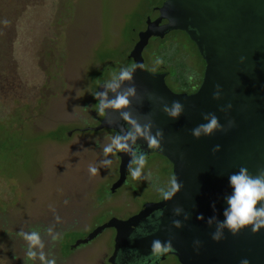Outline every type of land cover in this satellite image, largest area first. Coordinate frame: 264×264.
Returning <instances> with one entry per match:
<instances>
[{
	"label": "rangeland",
	"instance_id": "1",
	"mask_svg": "<svg viewBox=\"0 0 264 264\" xmlns=\"http://www.w3.org/2000/svg\"><path fill=\"white\" fill-rule=\"evenodd\" d=\"M162 2L0 0V144L6 143L0 148V264H25L21 230L40 231L57 264H101L112 229L76 251L72 247L114 217L162 198L156 188L173 176L169 160L147 155L144 173L151 180L129 175L111 193L118 154L96 176L88 166H99L103 144L117 133L83 132L100 124L95 93L113 72L132 65L129 55ZM143 56L148 71L169 72L175 81L169 77L167 83L176 93L191 92L202 81L204 60L184 32L152 39ZM52 224L63 235L54 244L45 232Z\"/></svg>",
	"mask_w": 264,
	"mask_h": 264
},
{
	"label": "water",
	"instance_id": "2",
	"mask_svg": "<svg viewBox=\"0 0 264 264\" xmlns=\"http://www.w3.org/2000/svg\"><path fill=\"white\" fill-rule=\"evenodd\" d=\"M164 20L167 22L162 24ZM174 31L184 32L205 62L201 85L193 94L175 93L166 83V73H152L145 68L143 53L151 39H164ZM129 60L132 65H144V70L134 74L141 99L133 100L129 110L141 123L146 122L145 115L151 114L153 133L157 128L164 133L163 151L148 149L143 139H138L136 146L147 155L158 154L169 160L183 188L171 201L145 204L138 215L127 220L114 217L73 247L86 245L111 228L117 230L118 247L151 212L160 211L157 231L140 240L138 247L149 248L155 239L171 238L174 250L170 252L180 264H241L244 259L249 264H264V228L253 234L248 227L236 236L225 229L224 239L216 242L211 238L216 224L209 227L207 223L213 216L224 219L225 198L232 193L231 174L240 167L253 175L264 168V0H165L149 17ZM101 85L98 91L104 90ZM216 85L222 89L220 100L213 99ZM149 94L155 98L149 99ZM160 97L169 105L179 100L184 105L183 114L177 119L168 117L162 111ZM228 104L231 110L221 112ZM207 113H214L227 131L197 139L192 129L206 123L203 115ZM229 120H234L235 126L228 128ZM127 129L120 113L108 110L98 126L83 132L126 133ZM217 145L220 150L213 153ZM117 154L119 178L110 188L111 193L122 188L130 175V155ZM177 206L183 208L178 216L173 213ZM185 214L189 219H184ZM199 215L204 219L198 220ZM174 220H180L183 226L175 228ZM196 240L201 241L198 250Z\"/></svg>",
	"mask_w": 264,
	"mask_h": 264
},
{
	"label": "clouds",
	"instance_id": "3",
	"mask_svg": "<svg viewBox=\"0 0 264 264\" xmlns=\"http://www.w3.org/2000/svg\"><path fill=\"white\" fill-rule=\"evenodd\" d=\"M4 25H8V20L3 21ZM155 63L161 64L163 61L157 59ZM144 70V65L141 63H135L128 67H122L118 72H113L110 79L106 80L101 86L103 91H97L94 95L98 101L96 108L98 114L104 116L108 113V110L118 111L120 118L128 125V129L125 132H117V134L110 137V142L103 144L102 152L104 159L100 160L99 166L90 164L88 171L91 176L99 174L100 168H110L113 164V160L109 159L110 156H115L117 153H125L130 155L131 159L127 165V171L133 180H151V174L145 175L144 169L147 165V153L141 151L137 147V140L143 139L148 149L150 150H164L163 140L164 133L161 129H156L151 114L145 115L146 122L141 121L133 115L130 111L133 100L141 99L138 96L137 89L134 84V74L137 70ZM128 86H125V85ZM222 89L219 85H216V90L213 92V99H221ZM112 93V96H109ZM152 94H149V99H154ZM163 104L162 111L170 118L177 119L184 112V105L179 100H174L169 105L163 101V98H158ZM232 105L228 104L226 107L220 109L221 112L227 113L231 110ZM203 119L206 123L200 124L192 129L193 137L199 139L201 136H210L214 132L227 131L223 125H221L219 118L214 113H207L203 115ZM235 126L234 120L228 121V128ZM220 146L217 145L213 148V153L218 152ZM229 185L232 189L231 195L227 196V207L223 212V220H217L215 216L208 220V225L211 227L213 223L216 224V230L212 233L211 238L213 241L219 242L224 239V230L227 229L233 236L238 235L241 230L250 227L253 234L258 233L264 228V168L258 170L253 175L246 167H240L239 171L229 176ZM183 184L178 182L176 175H173L168 180L166 186H157L156 190L164 201H171L174 196L181 191ZM67 203V201H65ZM215 208V205H213ZM52 211L55 213V209ZM183 212L182 207L173 208V213L178 216ZM162 213H156L157 216ZM184 219H189V216L185 214ZM198 220H203V215L197 216ZM61 217L55 215V223H61ZM173 226L177 229L183 225L180 220H174ZM46 235L50 238V241L54 244L62 240L63 235L61 232L56 231L55 224L49 225L45 229ZM27 245L26 259L27 261H39L40 264H57V260L51 253L45 252V241L38 230H32L26 232L21 230L17 233ZM194 246L198 250L201 246V241H194ZM172 239L167 241H161L155 239L151 242V253L155 256H160L170 251H173ZM241 264H249L247 259L241 261Z\"/></svg>",
	"mask_w": 264,
	"mask_h": 264
},
{
	"label": "flooded vegetation",
	"instance_id": "4",
	"mask_svg": "<svg viewBox=\"0 0 264 264\" xmlns=\"http://www.w3.org/2000/svg\"><path fill=\"white\" fill-rule=\"evenodd\" d=\"M164 1L165 0H163V2ZM162 3H161V5H162ZM166 22L167 21L164 20L162 24H164ZM166 36H168V35H166ZM166 36H165V38H166ZM152 39H160V38H152ZM160 40H163V39H160ZM204 64H205V62H204ZM157 73H161V74L166 73V83H167L169 77L173 81H175V79H173L170 76L169 72H166L163 69H161ZM167 85H168V83H167ZM200 85H201V82L199 85H197V87L195 86L196 87L195 90H193L191 92H179V93L193 94L198 90ZM177 86H179V85H177ZM162 200L163 199L161 198L159 200L150 201V202H147L145 204L159 203ZM144 205L141 206L136 211L134 210L133 213L129 214L127 217H125V218L119 217V219L127 220V219H129L135 215H138L141 212V210L143 209ZM156 213H161V212L160 211L151 212L147 216V218L137 228H135L133 231H131V233L129 235H127V237L122 239V241L118 247L116 246L117 230L111 228L114 231V236H113L111 244L105 249L103 254L99 257V258H101V264H180L179 259L175 256V254L173 252H168V253H165V254L160 255V256H155L151 253V247H149V248L144 247V246L142 248L138 247L140 240H142L143 238H146L150 235H153L157 231L159 224H160L161 215L157 216ZM99 235H101V234H99ZM99 235H98V237H99ZM79 248H80V246L76 247V248L72 247V249L74 251H76V249H79ZM72 254L73 253H71L69 256L64 257V258L71 257Z\"/></svg>",
	"mask_w": 264,
	"mask_h": 264
},
{
	"label": "trees",
	"instance_id": "5",
	"mask_svg": "<svg viewBox=\"0 0 264 264\" xmlns=\"http://www.w3.org/2000/svg\"><path fill=\"white\" fill-rule=\"evenodd\" d=\"M159 40H160V39H159ZM2 43H4V42H2V41L0 40V45H3ZM178 85L181 86V87H184L185 84H184V83H182V84L180 83V84H178ZM52 133H53V132H52ZM5 144H6V143H5ZM5 144H0V148H3Z\"/></svg>",
	"mask_w": 264,
	"mask_h": 264
}]
</instances>
